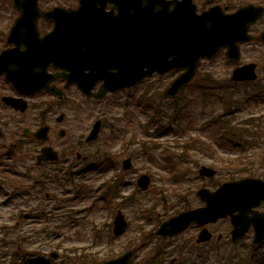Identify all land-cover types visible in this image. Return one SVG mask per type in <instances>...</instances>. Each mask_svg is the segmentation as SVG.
<instances>
[{
  "label": "rangeland",
  "instance_id": "obj_1",
  "mask_svg": "<svg viewBox=\"0 0 264 264\" xmlns=\"http://www.w3.org/2000/svg\"><path fill=\"white\" fill-rule=\"evenodd\" d=\"M196 3L200 7L207 0H196ZM54 5L75 7L77 0H40L43 8ZM16 15L11 0H0V41ZM39 22L42 28L48 26L44 21ZM256 24L257 30L264 26V17ZM241 53L237 63L228 61L222 50L213 59L202 61L193 82L175 98L163 99L160 94L178 71L154 73L142 78L144 83L129 88V92H115L98 102L88 100L84 114L86 129L91 127L89 117L95 111L107 112L106 123L87 149L91 155L87 157L86 167L81 173L72 169L74 172L69 176L58 175L62 185L47 182L30 199L23 189H16L17 178L9 176L8 181L0 173V184L8 189L5 195H0V264H69V257L82 253H95L97 261H104L128 249L133 250L129 264H264V242H252L251 228L239 242L231 243L228 239L197 246L191 237L196 233L193 229L170 237L155 234L159 224L169 216L203 205L195 194L201 185L214 189L228 180L226 172L233 167L225 166L223 162L228 160L224 159L243 161L254 156L255 164L257 156L264 153V105L251 104L245 98L255 88L264 86V51L259 43H251L242 45ZM246 61L258 63L257 81L230 82L234 66ZM210 74L217 81L228 80V85L230 82L223 104L210 100L208 94L205 100H199L202 88L210 86ZM68 97L70 104L82 101L77 91L69 92ZM234 101L243 102L239 107H230L231 113L225 116L228 127L222 131L214 130L213 125L202 127L213 113H221L225 104L228 107V102ZM177 122H187V125L175 131ZM147 123V131L143 132L142 126ZM247 127L254 132L244 133ZM74 133L77 129L72 128L69 137ZM251 134L253 137H249ZM194 136L210 142L212 149L201 150L195 145L184 148V142ZM211 150L214 152L210 157L207 153ZM169 154L171 168L167 163ZM178 155L182 159L175 161ZM126 156L131 157L132 166L123 170L121 161ZM201 165L213 167L217 173L210 178L200 177L197 171ZM177 168L180 172L173 176ZM142 173L151 177L146 190H141L136 183ZM251 175L264 179L261 173ZM235 176L238 179L247 174ZM31 209L33 218L17 217V211ZM117 209L122 211L128 224L125 232L114 236L112 226ZM258 209H264V204ZM228 225V220L222 219L216 229L225 234ZM180 242L188 244L182 255H179L183 247ZM158 249L161 254L162 249L171 251L160 254L165 257L164 262H159Z\"/></svg>",
  "mask_w": 264,
  "mask_h": 264
},
{
  "label": "water",
  "instance_id": "obj_2",
  "mask_svg": "<svg viewBox=\"0 0 264 264\" xmlns=\"http://www.w3.org/2000/svg\"><path fill=\"white\" fill-rule=\"evenodd\" d=\"M106 0H79L80 5L76 12H71L73 29L78 19L88 14H83L84 9L102 7ZM186 0L180 1L183 3ZM182 5H177L174 10H168L163 0H115L119 8V22L123 25L141 26L142 30L132 29L137 35V41L127 44V47L117 63L113 66L120 70L111 73L104 70V63H100L95 70L96 79H103V84L94 96L101 98L106 91L116 90L124 86H131L142 77L151 75L154 71L163 74L173 68L184 67V71L174 78L162 91L163 98H174L194 77L200 58L211 59L220 48L225 47L228 59L238 61L240 59V44L251 40H258L264 44V31L258 35H251L248 29L264 14V7L261 5L247 4L235 12L225 14L220 6H213L210 9L197 14L195 5L187 0ZM13 7L19 11L7 41L24 42L26 50L23 52V62L33 64L39 54L37 62L42 69L48 63L47 49L50 45L52 33L43 39H39L36 30V19L39 15L48 18H56L52 11H40L37 0H13ZM61 13V12H60ZM69 16V15H68ZM143 34H146L144 36ZM57 36L61 38L58 32ZM45 39V40H44ZM130 40V38L125 37ZM55 49H62L61 46L53 44ZM63 45V44H62ZM64 46V45H63ZM172 56L171 59H168ZM9 57H15V50H4L0 54V71L2 63ZM146 68V69H144ZM256 63L248 62L237 66L230 76L232 81L255 80ZM78 70V69H77ZM118 70V71H119ZM87 77V76H86ZM70 82H76L87 94L92 86L85 77L78 71L68 77ZM23 90H29L32 86L40 87L43 77L14 78ZM100 121H96L93 130L88 137L96 136ZM46 151H43V153ZM48 158L47 155H39V160ZM56 158V157H54ZM122 166L128 169L131 166L130 158L123 160ZM199 174L213 176L215 170L211 167L202 166ZM141 188H146L149 177L145 174L138 178ZM197 196L205 202L202 207L182 211L164 221L156 231L161 235H173L182 230L188 223L195 222L203 225L207 222L216 221L220 217L230 216L233 225L231 238L240 239L250 226L253 227V243L264 240V211L254 209L264 201V180L258 177L246 176L236 180L223 182L214 191L207 188H200ZM126 220L120 210L114 218L113 234L120 235L126 228ZM210 238V232L203 228L197 241H205ZM132 251H126L122 255L101 262L88 264H128L131 260Z\"/></svg>",
  "mask_w": 264,
  "mask_h": 264
},
{
  "label": "flooded vegetation",
  "instance_id": "obj_3",
  "mask_svg": "<svg viewBox=\"0 0 264 264\" xmlns=\"http://www.w3.org/2000/svg\"><path fill=\"white\" fill-rule=\"evenodd\" d=\"M234 1L236 2H232L231 0H207V4L203 3L198 7L196 0H194L198 11L205 8H211L213 5H219L223 11L232 12L248 2L264 4L262 2L264 0ZM204 5L206 6L204 7ZM110 8V5H108L105 10H109ZM261 20L262 18L259 21ZM39 21H44L48 26L44 28L40 27ZM256 23L250 27V31L259 34L264 31V26L257 30L258 27L255 26L257 25ZM52 27V22L46 21L43 18L38 20V30L40 35L48 32ZM86 36L90 43H99L104 46V49L107 52H111V57L108 56L107 61L115 60V56L112 55V47L109 44L110 40L96 38L89 35ZM68 44L69 42L65 41V45L62 49L68 46ZM13 45L16 47L15 57H9L6 59L9 63L4 61L0 71V173L5 174L8 181L11 180L9 176H12V179L17 178L18 183L16 189H23L25 194L30 195V199H32L38 190L40 174L48 173L49 177L46 179L48 182H52V179L55 176L71 175V173L74 172L72 169L75 170V173L82 172L81 170L86 167V164H88L86 162L87 157L91 155L90 153H87V149L88 147H91L93 142L98 138L100 129L106 123L107 112H93V116L89 117V123L92 122L91 127L86 129V125L84 124L86 118V116L84 117V114H86L88 109L86 102L88 100L98 102L102 99L87 96L76 87L77 85L75 86L74 84L67 83L68 78L65 74L70 71L67 69V66L65 68L64 65L75 57L67 47L62 54H58L55 57L56 60H51L47 64L43 72L40 73L38 67H32V70H34L32 75H41L44 79L43 83L46 82L44 88L36 91L32 88L29 92L23 93L22 90L10 80L12 74L14 77L23 74L22 66L20 63H16L19 58H22V43L17 44L16 41L8 43L4 37V39L0 41V51L6 48H12ZM84 49H86V46L83 45L80 47V50ZM87 58L90 59L95 57L88 56ZM144 81L140 83H144ZM100 84V81L94 82L91 92H96L100 87ZM140 86V84L136 85V87ZM71 91H77L82 97V101L80 100L79 103L75 102L74 104H70L68 94ZM119 91L129 92L130 89H122ZM114 93H108L106 96ZM96 120L101 121L97 138L89 140L87 138L88 134L92 130L93 124ZM72 128L77 129V133H74V135L69 137ZM46 148L49 150L48 157L50 155L52 157L56 156L57 159L53 160L49 158L47 160L38 161L39 154ZM208 185H211V183ZM212 187L210 186V189H213ZM7 190L8 189L5 188L3 183L0 184V195H5ZM9 194H11V192H9L7 196ZM11 196L13 197V195ZM17 212H19L17 213V217L20 219L34 217L33 209H31V211ZM167 219L168 218L165 220ZM222 219H227L229 223L225 234L216 229L218 222ZM222 219H218L215 222H207L203 225L190 222L176 234L180 235L183 232L186 233L188 230L193 229L196 232V236L194 235V237H191L194 239L193 244L195 246L207 245L208 243L211 244V242L218 244L224 240L228 241V239L231 243L241 241L231 240L230 230L232 225L230 219L228 217ZM158 227L155 230V234ZM203 228H206L208 232H210V238L207 241H197L198 234ZM147 233L149 234V231H147ZM141 236L142 238L145 237L143 235ZM181 244L183 247H181L182 250L179 252V255H182L183 252L188 249L187 243ZM174 250H176V248H174ZM169 252L171 251L162 249L163 254L161 255ZM159 254L157 256L159 262H164L165 257Z\"/></svg>",
  "mask_w": 264,
  "mask_h": 264
},
{
  "label": "trees",
  "instance_id": "obj_4",
  "mask_svg": "<svg viewBox=\"0 0 264 264\" xmlns=\"http://www.w3.org/2000/svg\"><path fill=\"white\" fill-rule=\"evenodd\" d=\"M228 81V80H227ZM222 82L220 80H216L214 79L211 74H210V86H206L203 87L201 94H198L199 100H205L206 94H208L210 96V100H214L218 103L223 104L224 102V98L225 96H227V87H230V82L228 85V82ZM228 97V96H227ZM229 97L231 98V96L229 95ZM246 101L250 102L251 104H259V101L261 100L262 102H264V86H262L261 88H255V92L253 94H247V96H245ZM243 101H234V103L228 102L230 105L228 107H226V104L223 106L224 110L221 113H213V116H211V118L207 119V121H205L204 123H202V127H210L211 125L215 126L216 128L214 130H219L222 131L224 130L225 127H228L229 124L226 121V115L230 112V107H234V106H241L240 104H242ZM227 103V104H228ZM201 107H203V104L201 105ZM228 110H227V109ZM155 109V107H154ZM151 120H154L153 118ZM179 123V125L177 126V130H180V128H184V126L187 125V122ZM152 124V123H150ZM250 124H252L253 126H255L254 124H256L255 122H251ZM249 124V125H250ZM147 125L148 123L144 126L145 131H147ZM250 132L253 133L254 130L250 129L249 127H247L245 129V132ZM249 137H253V134H251ZM201 137L199 136H194L191 139L187 140L184 142V144L182 145L184 148H186L187 146H193L195 145L196 147L200 148L201 150H209L211 147V143L207 142V141H203L200 139ZM212 149V148H211ZM214 151H210L207 154H210V157L213 155ZM258 159V163L255 162V164L253 163L255 160V157L252 156V158L254 159H249L245 158L243 161L241 159H230V158H226L224 160H228L226 163L223 162L222 159H220L219 157L217 158L218 161L221 163L223 162V164L225 166H232L233 169L232 170H227L226 174L228 176V179H234L235 175L237 174H247V175H251V174H255V173H261L264 174V167H262V165L264 166V153L261 156H257ZM178 159H180V155L177 156ZM182 159V158H181ZM258 164V165H257ZM255 165V169L252 168V166ZM177 174H174L173 176H176ZM160 250L158 249V251L156 252V255L158 256ZM161 254V252H160ZM159 254V255H160ZM158 259V258H157ZM92 261H97V256L96 254H90V253H82V255H75L74 257H69V264H86L88 262H92Z\"/></svg>",
  "mask_w": 264,
  "mask_h": 264
}]
</instances>
